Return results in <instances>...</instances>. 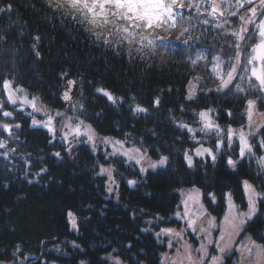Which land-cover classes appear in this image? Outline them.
I'll list each match as a JSON object with an SVG mask.
<instances>
[{
	"label": "trees",
	"instance_id": "obj_1",
	"mask_svg": "<svg viewBox=\"0 0 264 264\" xmlns=\"http://www.w3.org/2000/svg\"><path fill=\"white\" fill-rule=\"evenodd\" d=\"M8 3L11 12L0 13V102L13 116L0 115V124L20 127L12 128V136L0 128V140L6 142L0 148V264H114L115 259L121 264H163L166 246L156 237L158 227L154 232L144 229L156 215L165 218L175 212L180 190L200 189L217 218L224 214L227 193L238 208L246 207L244 180L264 193V171L258 163L264 129L250 140L254 154L241 159L238 143L216 150L215 133L200 132V123L194 122L196 113L211 108L221 128L241 127L247 123L246 99L259 95L207 91L218 81L207 79L204 62L193 67L190 58L195 59L198 50L211 51L213 44L218 51L224 39L220 30L196 19L157 29L149 34L154 47H146L143 58L138 54L130 59L126 51L117 53L94 43L80 24L54 14L46 0H0V7ZM183 13L189 15L187 8ZM191 14L195 17L194 9ZM230 19L238 25L237 18ZM183 28L190 31L181 35ZM189 36L194 39L186 45ZM197 74L205 76L202 91L187 100L186 86ZM5 78L48 108L67 113L73 111L62 95L67 81L74 80L73 103L83 105L75 111L77 116L99 135L133 147L142 142L151 159L167 156L166 165L142 176L124 158L106 160L104 153L95 154L84 139L69 151L7 102L2 91ZM97 89L109 91L117 103ZM157 97L159 106L154 103ZM137 105L147 111L135 112ZM256 109L264 112V104ZM180 122L196 129V140L213 148L215 162L207 157L194 159L193 167L186 164L185 152L198 144L190 138L192 133L177 127ZM229 156L237 161L235 168L227 163ZM101 164L113 167L116 193L110 196L107 179L98 175ZM129 180L136 184L130 186ZM69 212L75 217L76 233L69 228ZM243 231L264 242V199H258V210ZM233 256L224 264H232Z\"/></svg>",
	"mask_w": 264,
	"mask_h": 264
},
{
	"label": "snow or ice",
	"instance_id": "obj_2",
	"mask_svg": "<svg viewBox=\"0 0 264 264\" xmlns=\"http://www.w3.org/2000/svg\"><path fill=\"white\" fill-rule=\"evenodd\" d=\"M48 7L54 14H59L64 19L80 24L83 30L90 33L94 37V43L100 46L115 50L117 53L126 51L130 59H135L138 54L143 58L142 53L146 47H154L153 39L149 38V34L155 32L157 29H172L178 24L188 22L191 24L193 19H196L204 25H213L216 29L223 33L224 39L220 42L219 50L216 45H212L211 51L204 49L198 50L195 54V59L190 58L193 67L200 62H204V70L207 73V79L217 82L215 89H208L207 91H216L227 95L228 92H235L236 94L259 93L256 99H246L245 115L247 123L241 125L239 129H234L230 125L225 129L221 128L212 117L213 109L208 108L200 110L196 113L197 120L201 127L200 132L210 133L214 132L217 140L214 144L216 150L225 146L231 148L234 142H238L239 157L243 159L246 155H253V144L250 142L261 129H264V123L255 122L254 114L256 112L257 104H264V0H46ZM189 11L187 17L184 16L183 10ZM195 10V17H193L192 10ZM12 4L8 3L6 7H0V13L11 12ZM231 17L237 18L238 25H233ZM210 18V19H209ZM227 26V27H226ZM189 28H183L181 35L188 33ZM39 36L34 37L38 41ZM179 39V37H178ZM194 39L189 36L184 43L187 45L189 40ZM36 45L33 44V48ZM39 56V52H36ZM209 56L211 60L209 61ZM64 75H67L66 73ZM205 80V76H193L186 86L187 100L196 98L201 89V83ZM75 81L69 79L67 81L68 91L64 93V99L70 100L69 93ZM2 91L6 95L7 102L13 106L18 103L20 107L16 110L23 111L24 106H29L32 113L43 112L47 115L46 121H40L32 116L33 126H42L56 135L55 120L56 117H61L64 120L62 124L61 138L71 143V140H79L85 137L87 143H90L93 150L96 149V132L91 124H85L84 120L76 117V122L73 124V117L67 116L66 113L57 112L56 117L44 112L41 107L37 106L38 97L32 96L29 99L28 93L21 86H14V81L11 79H3ZM107 97L113 104L117 103L118 98L113 96L109 91L104 89H97ZM122 100V98H119ZM156 106H159L160 100L157 97L154 101ZM83 109V105H81ZM181 107V111H183ZM135 112H145L147 109L137 105L134 108ZM0 115L4 117L13 116L12 111L4 110L3 102H0ZM231 115V112L228 113ZM19 128L20 125H12L8 123L0 124L5 132L12 136V128ZM177 127L192 133L191 139L199 145L191 151L185 152V159L189 167L194 166L193 155L197 157H211L215 162L216 155L213 148L204 147L199 140H196V129L192 128L188 123L180 122ZM248 131H245V129ZM71 137V140L69 139ZM104 145L111 148V152L105 153V159L110 157L121 156L126 157L128 161H134L140 165L145 161H149L148 168L155 169L157 166H164L168 161L167 156H160L159 160L151 161L147 155V149L142 147H125L126 141L118 140L111 137H104L101 141ZM6 142L0 140V148H5ZM260 147L264 148V139L260 140ZM14 151V150H13ZM69 151L71 149L69 148ZM57 157L60 156L56 152ZM227 163L233 168L236 167L237 161L233 160L231 156L228 157ZM261 167H264V156L259 158ZM98 175H107L111 183H115L113 178V168L105 167L103 164L99 165ZM148 169L141 167L140 172H146ZM46 171V169H41ZM130 185H135V180H129ZM244 190L248 199V212H241L237 206L231 201V194H227L229 201V211L233 213L231 217L225 216L226 223L230 228L234 229L237 234L244 230V226L256 212V203L258 199H264V193L258 192L256 188L247 180L243 181ZM111 193L113 188H109ZM198 191V190H197ZM198 201V196L189 195L184 204L183 216L179 212L177 217L187 220L186 227L193 232L197 230V220L199 217L192 218L188 209V202ZM73 228L76 227L75 217L69 212ZM214 219V218H213ZM203 231V228L200 229ZM175 236L176 240L182 239V233L172 228H163L157 236ZM224 239L223 234L221 240ZM248 243L242 245L240 251L247 253L249 257L252 256L253 249L256 250L255 264H264V244H257L251 237H248ZM264 239V237H262ZM169 248L173 247V242L169 241ZM191 245L183 246V254L179 255L177 259H170L165 257L166 264H196L193 260ZM202 253L200 264H204L203 256L207 252L202 245L200 249L196 250ZM224 252V248H220ZM180 252V249H177ZM218 257H212L211 264H218ZM83 264V262H81ZM114 264H121L119 259L114 260Z\"/></svg>",
	"mask_w": 264,
	"mask_h": 264
},
{
	"label": "rangeland",
	"instance_id": "obj_3",
	"mask_svg": "<svg viewBox=\"0 0 264 264\" xmlns=\"http://www.w3.org/2000/svg\"><path fill=\"white\" fill-rule=\"evenodd\" d=\"M66 91H68V84L66 85V87L64 89L62 98L64 97V93ZM71 91H72V89H71ZM100 93L103 94L102 92H100ZM69 95L71 97V92L69 93ZM28 96H29V94H28ZM29 99H31V96H29ZM63 100L67 103L68 109L71 106V110L73 111L72 113H67V111L50 109L47 106H45L39 99L37 101V106L41 107L44 110V112H47L48 114H51L54 117H56L57 112L66 113L67 116L73 117V124H75V122H76L75 118L79 117L76 115L75 111L79 110V108H81V107H79V105L77 103H73L74 101L72 100V97L70 100H65L64 98H63ZM16 107H17V109L20 107L19 103L16 105ZM23 111L26 112L27 115H29V113H32V109L29 106H24ZM32 116H34L35 119L40 120V121H46L47 120V115H44L43 112L32 113ZM32 116H30L31 125H32ZM79 119H81V118L79 117ZM254 121L264 123V112H260L256 109V112L254 114ZM63 123H64L63 118L56 117V120H55L56 135L55 136H53V134L50 133L47 130V128H45V127L33 126V125L32 126L36 127V128H41V129L47 131L52 136L53 139L56 138V139L60 140L64 145H66L67 149L69 150V148L71 149L72 147H74L78 143L79 140H71V137H70L69 139L71 140V143L69 144L68 142L64 141L61 138L62 132H63V129H62ZM85 124H89V123L85 122ZM232 128L239 129L240 127H232ZM245 131H248V129L246 128ZM104 137H111V136H102L96 132V149H95V151L93 150L92 145L90 143L86 142L95 154H97L99 152H102L104 154L106 152H111V148L109 146L104 145L101 142L102 138H104ZM111 138L117 139L115 137H111ZM79 139H84V141H86L85 137H81ZM236 143H238V142H236ZM198 146L199 145H197L196 147H198ZM203 146L208 147L204 144H203ZM125 147H133V146L125 144ZM262 150H263L262 154L259 156V158L261 156H264V148H262ZM189 154H193V153L191 151H189ZM115 157H121V156H115ZM207 157L208 156L197 157V156L193 155V160L196 158H203L204 159ZM121 158H124L125 160H127L126 157H121ZM208 158H211V157H208ZM259 158H258V163H259ZM184 159H185V157H184ZM157 160H159V159H155V160L151 159V161H157ZM128 162L133 163L138 168L139 172H140L141 167L147 168L148 170L146 172H143V173L140 172L142 176H144L148 171H155V170L165 166V165L164 166H157L155 169H152V168H148L149 161H145L140 165L136 164L134 161H128ZM185 162L187 164L186 159H185ZM259 165H260V163H259ZM105 167H112V166H105ZM261 168L264 171V167H261ZM102 176H104L107 179L108 195L110 196L112 193H116V184L111 183L108 180L107 175H102ZM242 185H243V192H244V196H245L246 207L244 209L238 208V206L236 205V203L234 202V200L232 198V195H231V201H232V203H234L237 206V208L241 212L247 213L248 212V199H247V195H246L245 190H244V184H242ZM130 186H134V185H130ZM110 187L114 189V191L111 193L108 191V189ZM227 194H229V193H227ZM189 195L198 196L197 202H195V203L193 201L188 202V209H189L190 216L192 218L199 217V219L197 220V230L195 232H193L191 229H187L186 218L182 219V218L177 217V215H176V213L179 212L181 214V217L183 216V212H184L183 201H185ZM179 196H180L179 206L173 214H171L169 217H165V218L156 215L154 218L149 220V222L147 223V227L144 229V231H151L153 229V232H154V230H155L154 226L158 227V230L156 231V237L161 244L164 243L166 246V250L161 253V260H162L163 264H166V261H165L166 256L170 259H177V257L179 255H182L184 245H191L192 249L194 250L192 252V257H193V260L196 261V264H200V260L202 257V253H200L199 251H196V250L200 249L202 245L204 246V249L207 252V255L203 256L204 264H211V259L214 256L219 258L218 264H224L226 262V258L230 257L233 254H234V256L232 257V264H255L256 250L253 249L252 256L249 257L246 252L242 253L240 251L241 246L246 245L249 242L247 239L248 237H251L252 240H254L257 244H264V242L257 241L251 233H244V231H242L239 234H237L236 231L234 229L230 228V226L226 223L225 216L231 217L233 215V213L229 211V201H228L227 195L225 196V211H224V214L221 218H217L216 215H214L207 208V206L205 205L204 200H203V193L200 189L195 188V187L182 189L179 191ZM211 199L214 202L215 199L213 197ZM257 210H258V200L256 203V212H257ZM256 212L253 214L252 218L254 217ZM252 218L250 220H252ZM250 220H248V221H250ZM68 221H69L70 230L72 232L76 233L77 232V224H76V227L73 228L70 217H69ZM152 224H153V226L151 228ZM163 228H172L178 232H181L182 233V239L177 241L175 236H165V235L157 236V233H159L161 231V229H163ZM201 228H203V231L200 230ZM222 234L224 236L223 240H221ZM169 241L173 242L172 248L168 247ZM220 248H224L225 251L221 252ZM177 249H180L179 253L177 252Z\"/></svg>",
	"mask_w": 264,
	"mask_h": 264
}]
</instances>
